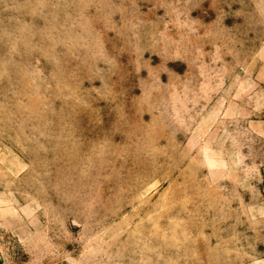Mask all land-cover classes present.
Returning a JSON list of instances; mask_svg holds the SVG:
<instances>
[{
  "label": "rangeland",
  "instance_id": "obj_1",
  "mask_svg": "<svg viewBox=\"0 0 264 264\" xmlns=\"http://www.w3.org/2000/svg\"><path fill=\"white\" fill-rule=\"evenodd\" d=\"M0 264H264V0H0Z\"/></svg>",
  "mask_w": 264,
  "mask_h": 264
}]
</instances>
